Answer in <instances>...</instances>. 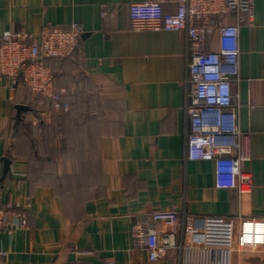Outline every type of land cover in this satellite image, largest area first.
<instances>
[{
    "label": "crops",
    "instance_id": "1",
    "mask_svg": "<svg viewBox=\"0 0 264 264\" xmlns=\"http://www.w3.org/2000/svg\"><path fill=\"white\" fill-rule=\"evenodd\" d=\"M141 1L0 0V39L6 30L38 34L47 24L86 30L72 57L48 64L66 89L68 111L51 103L39 109L24 85L10 92L0 83L1 177V159L11 160L0 203L20 205L29 219L27 228L0 231V264H186V248L201 235L179 226L184 248L151 261L145 246L134 245L132 224L164 210L196 227L214 215L237 225L264 218V0L255 1L253 21L240 24L232 84L250 155L242 170L253 177L243 193L217 187L214 161L187 158V33L133 31L130 5ZM207 48H218L217 36ZM235 242L230 264H264V245Z\"/></svg>",
    "mask_w": 264,
    "mask_h": 264
},
{
    "label": "built area",
    "instance_id": "2",
    "mask_svg": "<svg viewBox=\"0 0 264 264\" xmlns=\"http://www.w3.org/2000/svg\"><path fill=\"white\" fill-rule=\"evenodd\" d=\"M255 1L144 0L132 3L129 10L133 31L187 33L186 155L191 160L214 161L217 187L234 188L239 193L251 191L253 177L242 170L250 155L244 147L232 84L239 75L240 24L253 21ZM168 5L174 8L169 10ZM110 14L104 6L102 15ZM231 16L234 21L229 20ZM85 32L78 22L68 27L47 24L38 34L6 30L0 39V83L10 92L24 85L39 109L51 103L55 111H68L71 105L65 99L66 89L55 84V71L46 60L72 57ZM216 36L218 48L208 49ZM159 223L170 230L161 231ZM28 226V213L20 205L0 203V231ZM179 226L186 234L202 237L186 248V264H230L236 240L238 248L264 245V218L242 217L237 225L234 219L214 215L196 227L175 210L155 211L134 222V245L145 246L149 259L156 261L166 250L184 248L176 239Z\"/></svg>",
    "mask_w": 264,
    "mask_h": 264
},
{
    "label": "water",
    "instance_id": "3",
    "mask_svg": "<svg viewBox=\"0 0 264 264\" xmlns=\"http://www.w3.org/2000/svg\"><path fill=\"white\" fill-rule=\"evenodd\" d=\"M1 161L4 162V167H3L2 177L0 178V182H2L6 178V176L9 174L11 169V160L8 157H3Z\"/></svg>",
    "mask_w": 264,
    "mask_h": 264
},
{
    "label": "trees",
    "instance_id": "4",
    "mask_svg": "<svg viewBox=\"0 0 264 264\" xmlns=\"http://www.w3.org/2000/svg\"><path fill=\"white\" fill-rule=\"evenodd\" d=\"M50 61H51V58H50V59H47V60H46V63H47V64H49V63H50ZM56 61H59V59H58V60H56Z\"/></svg>",
    "mask_w": 264,
    "mask_h": 264
}]
</instances>
